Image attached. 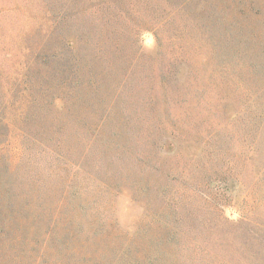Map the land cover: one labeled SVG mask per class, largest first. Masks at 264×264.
<instances>
[{
    "label": "rangeland",
    "instance_id": "obj_1",
    "mask_svg": "<svg viewBox=\"0 0 264 264\" xmlns=\"http://www.w3.org/2000/svg\"><path fill=\"white\" fill-rule=\"evenodd\" d=\"M136 263L264 264V0H0V264Z\"/></svg>",
    "mask_w": 264,
    "mask_h": 264
},
{
    "label": "trees",
    "instance_id": "obj_2",
    "mask_svg": "<svg viewBox=\"0 0 264 264\" xmlns=\"http://www.w3.org/2000/svg\"><path fill=\"white\" fill-rule=\"evenodd\" d=\"M49 232H50V231H49ZM49 232H47L46 234H48ZM46 234H45V238H46ZM47 246H48V244H46V242L43 243V247H44L43 257H44V258H46V256L48 255V254L45 253V251L47 250ZM136 264H137V263H136Z\"/></svg>",
    "mask_w": 264,
    "mask_h": 264
}]
</instances>
